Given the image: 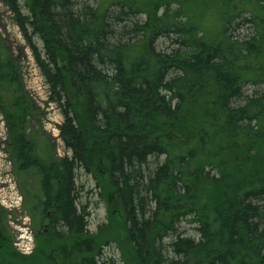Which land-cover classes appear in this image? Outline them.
Listing matches in <instances>:
<instances>
[{
  "label": "trees",
  "instance_id": "obj_1",
  "mask_svg": "<svg viewBox=\"0 0 264 264\" xmlns=\"http://www.w3.org/2000/svg\"><path fill=\"white\" fill-rule=\"evenodd\" d=\"M24 3L6 0L71 156L34 154L36 103L0 52L11 149L20 170L37 173L50 224L33 256L9 243L0 261L106 264L108 226L88 229L82 171L113 209L125 264H264V0Z\"/></svg>",
  "mask_w": 264,
  "mask_h": 264
},
{
  "label": "rangeland",
  "instance_id": "obj_2",
  "mask_svg": "<svg viewBox=\"0 0 264 264\" xmlns=\"http://www.w3.org/2000/svg\"><path fill=\"white\" fill-rule=\"evenodd\" d=\"M19 1L23 7L24 0ZM23 12L26 13V10ZM0 52L3 58H13L19 81L27 95L36 103L34 116L26 125V135L33 138L31 143L35 148L34 154L46 159L70 157L71 153L65 148L59 131L63 117L57 107L48 102L44 78L6 0H0ZM11 147L9 130L0 111V211L6 214L1 225L6 229L5 235L12 248L10 250L19 252L18 244H22L23 248L28 241L27 237L31 240L36 238L41 246L48 244L46 236L49 234L45 231L48 220L40 207L42 192L37 173L34 169L20 170ZM76 185L81 192V203L86 205L89 213V231L95 234L99 226H108L101 235V261L106 264H125L121 244L115 239L116 235L114 237L116 228L108 223L109 211L113 209L102 199L101 188L93 176L82 171L78 172ZM182 230L187 236L195 237V232L189 225H184ZM68 243V251H71L69 258L79 254L73 247L75 242L70 240ZM73 251L76 253L72 254ZM19 259V264L27 262L26 259ZM0 263L4 264L3 255Z\"/></svg>",
  "mask_w": 264,
  "mask_h": 264
},
{
  "label": "flooded vegetation",
  "instance_id": "obj_3",
  "mask_svg": "<svg viewBox=\"0 0 264 264\" xmlns=\"http://www.w3.org/2000/svg\"><path fill=\"white\" fill-rule=\"evenodd\" d=\"M27 142H29V141H27ZM33 147V146H32ZM76 187H77V185H76ZM78 188V187H77ZM5 215L6 214H2V212L0 211V249H3L6 245H8L9 244V238L7 237V235H5V231H6V229L4 228V226L2 227V225L1 224H3V220H5L4 219V217H5ZM49 229H50V224H49V222L48 223H46V225H45V231H46V233L47 232H49ZM37 245H38V240L35 238L34 239V248H36L37 247ZM35 250V249H34ZM34 255V251H33V254H32V256Z\"/></svg>",
  "mask_w": 264,
  "mask_h": 264
},
{
  "label": "built area",
  "instance_id": "obj_4",
  "mask_svg": "<svg viewBox=\"0 0 264 264\" xmlns=\"http://www.w3.org/2000/svg\"><path fill=\"white\" fill-rule=\"evenodd\" d=\"M22 250L25 252V253H29L31 252V245L30 244H26Z\"/></svg>",
  "mask_w": 264,
  "mask_h": 264
}]
</instances>
